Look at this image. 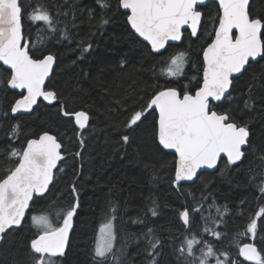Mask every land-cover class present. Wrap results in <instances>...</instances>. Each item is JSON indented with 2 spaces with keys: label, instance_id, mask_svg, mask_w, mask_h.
<instances>
[{
  "label": "trees",
  "instance_id": "1",
  "mask_svg": "<svg viewBox=\"0 0 264 264\" xmlns=\"http://www.w3.org/2000/svg\"><path fill=\"white\" fill-rule=\"evenodd\" d=\"M19 3L30 54L33 58L47 54L56 57L47 89H54L60 99L52 105L40 101L32 114L13 115L10 106L19 92L7 85L9 71L0 65V177L17 162L18 158L9 156L10 150L21 149L27 140L44 132L62 143L64 159L50 190L34 198L23 225L6 234L0 245V264H32L29 244L36 229L31 215L46 213L57 223V213L77 202L70 244L65 255L57 258L58 264H97L94 247L99 228L112 215L115 251L123 250L120 264H151L150 238L160 241L155 264H186L176 251L189 231L179 214L198 204L203 207L193 214L190 231L203 234L218 251H227L236 264H252L238 252L245 243L264 247V232L259 229L254 241L250 234L240 235L264 206V195L259 192L264 182V160L260 159L264 156V59L250 63L247 71L234 79L231 99L220 103L222 110H231L237 122L247 124L250 131L245 156L235 165L225 167L223 159L215 172H203L196 182H181L178 188L173 182L177 157L163 149L153 135L157 112L150 111L135 131L124 127L129 111L139 109L154 93L168 87L183 91L185 86L191 92L202 83L203 49L211 42L208 33L218 4L209 2L201 8L205 16L197 37L185 31L181 43L154 53L133 32L128 13L118 6V0H107L109 6L103 9L98 0ZM41 4L59 21L57 32L50 33L43 22L29 20V14ZM249 12L264 18V0H251ZM101 15L108 19L106 25L97 23ZM65 29L68 38L63 35ZM88 45V51H83ZM179 51L187 53L184 75H162L160 69ZM61 105L66 110L87 111L88 127L80 130L74 119L64 117ZM17 124L18 139H11V130ZM125 134L129 135L127 143L122 140ZM201 196L207 199L201 200ZM212 205L228 210L216 229L222 233L219 241L202 233L206 224L202 216L209 217V226L210 218L216 216L215 207H209ZM152 208L156 215H152ZM260 219L264 221V217ZM149 229L150 236L146 235ZM106 264L113 261L109 259ZM210 264H215L214 258Z\"/></svg>",
  "mask_w": 264,
  "mask_h": 264
},
{
  "label": "snow or ice",
  "instance_id": "2",
  "mask_svg": "<svg viewBox=\"0 0 264 264\" xmlns=\"http://www.w3.org/2000/svg\"><path fill=\"white\" fill-rule=\"evenodd\" d=\"M101 8H107V0H98ZM250 0H218V11L212 20V39L203 49L202 83L193 91H181L175 87L164 88L152 95L139 109L132 108L124 127L135 131L144 123L150 111L158 109V120L153 129L155 140L163 149L174 150L177 156L174 184L179 188L182 181H194L201 169H216L222 155L226 157L225 167L235 165L245 156V147L249 145L250 132L247 124L237 122L231 110L220 107V102L230 100L233 81L247 71L250 61L264 59V18L250 15ZM205 0H118V6L128 10L127 21L131 28L147 41L151 49L160 53L169 41L185 39V31L191 37H197L202 30L205 13L201 8ZM32 22H43L47 31H58V20L42 4L37 5L29 14ZM108 19L101 15L97 23L106 25ZM68 38V32H63ZM22 25V7L19 0H0V61L7 66L9 77L6 81L11 89L20 90L19 98L10 106V112L30 113L41 98L54 103L60 98L54 89H46L45 81L50 76L56 57L52 54L42 58H33L29 51V42H24ZM42 43V41H39ZM91 45L84 47L87 52ZM187 53L179 51L172 55L160 69L167 77L184 75ZM195 79V78H193ZM227 94V95H226ZM245 107L249 102L245 101ZM64 117L74 119L80 130L88 127L87 111L66 110L61 105ZM7 115V113H5ZM19 124L14 125L10 138L18 139ZM124 143L129 135L122 136ZM83 147V137L80 138ZM62 143L55 135L44 132L38 138L29 139L21 149L12 148L9 156L18 158L16 164L0 177V241L10 230L20 228L29 209L33 194L42 195L48 190L54 179V170L64 159L61 153ZM79 155V152L76 153ZM264 160V156L260 157ZM62 171V169H61ZM75 192V186L72 188ZM264 195V182L259 186ZM207 197L201 196V200ZM78 202L57 213V223L46 214L31 215V223L36 234L29 248L32 264H58L57 258L65 255L69 232ZM215 207L216 216L203 217L206 224L202 233H207L217 241L222 233L216 229L223 223L227 208ZM203 204L180 212V218L189 229L176 251L186 264H236L227 251H218L213 243L204 239L203 234L190 231L193 214L200 213ZM115 212V209H112ZM156 215L155 209H150ZM264 206L249 220L245 232L255 240L258 229L264 232ZM115 215L108 218L99 228L94 247L97 264H120L121 252L116 249ZM258 221L260 222L258 224ZM151 229L148 236L151 235ZM160 241L148 240L149 255L155 264L156 249ZM199 253V255H197ZM238 255L252 264H264V247L258 249L255 243H245L239 247Z\"/></svg>",
  "mask_w": 264,
  "mask_h": 264
},
{
  "label": "water",
  "instance_id": "3",
  "mask_svg": "<svg viewBox=\"0 0 264 264\" xmlns=\"http://www.w3.org/2000/svg\"><path fill=\"white\" fill-rule=\"evenodd\" d=\"M209 2H215V3L218 4V0H205V5H207ZM205 5H204V6H205ZM250 6H251V0H250V3H249V10H250ZM123 10H124V9H123ZM124 11L127 12L128 14H130V12H129L128 10H124ZM22 25H23V23H22ZM129 25H130V24H129ZM132 30H133V29H132ZM133 32L135 33L134 30H133ZM23 34H24V33H23ZM135 34H136V35H137V36H138L143 42L147 43V44L150 46V44H149L147 41H145V40H144L142 37H140L137 33H135ZM181 41H182V40H181ZM181 41H169L168 45H170V44H179V43H181ZM24 42H25V38H24V40L22 41V43H24ZM168 45H166V47H167ZM150 47H151V46H150ZM165 49H166V48H165ZM165 49H161L160 53L163 52ZM153 52H154V51H153ZM154 53H156V52H154ZM259 59H260V58H257L256 61H258ZM256 61H250V63H252V62H256ZM0 65H2V66H4L5 68H7L6 65H3V62H2V61H0ZM55 67H56V62H55V64L53 65V69H52V72H51L50 76H49L48 79L45 81V88H46V89H47L48 84L50 83V81H51V79H52V76H53V72H54V70H55ZM247 68H248V66H247ZM239 75H240V74H238V76H239ZM231 89H232V88H231ZM231 89L229 90L230 93H231ZM12 90L17 91V92L20 93V90H16V89H12ZM226 95H227V94H226ZM40 101H43V102H44L45 104H47V105H52V104H53V103H49V102H47V101H44L42 98H41ZM223 102H224V101H223ZM223 102H220V103H223ZM39 103H40V102H39ZM39 103H38V104H39ZM37 106H38V105L34 106L33 111L30 112V113H17V114H15V116H17V115H24V114H32V113L34 112V110L37 108ZM155 111L157 112V115H158V109H156ZM249 132H250V131H249ZM49 134H51V133H49ZM51 135H53V134H51ZM249 141H250V136H249ZM247 147H248V145L245 147V150H246ZM62 150H63V148H61V153H62V155H63ZM165 150H166L167 152H169V153H173L174 155H176V154L174 153V150H168V149H165ZM63 156H64V155H63ZM176 157H177V156H176ZM223 159L226 160V157L222 155V157H221V161H222ZM221 161H220V163H221ZM61 162H62V160L58 162V164H57V168L54 170V179H55L56 171H57V169L59 168ZM220 163L217 165V168H216V169H201V170L197 173V177L199 178V176H200L203 172H215V171L218 169ZM198 178H196L194 181H182V182H183V183H187V184H192V183L196 182V180H197ZM54 179H53L52 183L49 185L48 190H47L46 192H44L42 195H39V194H33V200H34V198H35L36 196H37V197H41V196L45 195V194L50 190V188H51V186H52V184H53V182H54ZM33 200L30 202L29 209L26 210L25 217H24V221H25V219H26V217H27V214H28V212H29V210H30V208H31V204H32ZM24 221H23V223H24ZM23 223H22V225H23ZM22 225H21V226H22ZM73 227H74V219H73V222H72V228H71V230H70V232H69L68 246H67L65 252L68 250V247H69V244H70V239H71V235H72ZM1 243H2V241H0V245H1Z\"/></svg>",
  "mask_w": 264,
  "mask_h": 264
},
{
  "label": "rangeland",
  "instance_id": "4",
  "mask_svg": "<svg viewBox=\"0 0 264 264\" xmlns=\"http://www.w3.org/2000/svg\"><path fill=\"white\" fill-rule=\"evenodd\" d=\"M187 62H188V59H187ZM187 64V63H186ZM185 67H186V65H185ZM185 67H184V69H185Z\"/></svg>",
  "mask_w": 264,
  "mask_h": 264
}]
</instances>
